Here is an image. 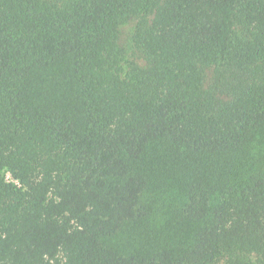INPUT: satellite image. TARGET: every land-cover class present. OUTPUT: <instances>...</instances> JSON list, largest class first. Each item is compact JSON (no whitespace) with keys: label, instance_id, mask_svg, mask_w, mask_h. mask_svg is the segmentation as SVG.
I'll use <instances>...</instances> for the list:
<instances>
[{"label":"trees","instance_id":"trees-1","mask_svg":"<svg viewBox=\"0 0 264 264\" xmlns=\"http://www.w3.org/2000/svg\"><path fill=\"white\" fill-rule=\"evenodd\" d=\"M0 264H264V0H0Z\"/></svg>","mask_w":264,"mask_h":264},{"label":"rangeland","instance_id":"rangeland-1","mask_svg":"<svg viewBox=\"0 0 264 264\" xmlns=\"http://www.w3.org/2000/svg\"><path fill=\"white\" fill-rule=\"evenodd\" d=\"M7 179H8V180H11V178H10V176H9V175H7Z\"/></svg>","mask_w":264,"mask_h":264}]
</instances>
